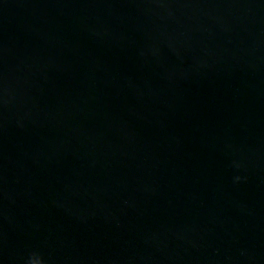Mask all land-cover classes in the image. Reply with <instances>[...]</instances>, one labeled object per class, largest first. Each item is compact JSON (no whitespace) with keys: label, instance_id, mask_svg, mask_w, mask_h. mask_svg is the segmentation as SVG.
Segmentation results:
<instances>
[{"label":"water","instance_id":"obj_1","mask_svg":"<svg viewBox=\"0 0 264 264\" xmlns=\"http://www.w3.org/2000/svg\"><path fill=\"white\" fill-rule=\"evenodd\" d=\"M264 264V0H0V264Z\"/></svg>","mask_w":264,"mask_h":264},{"label":"clouds","instance_id":"obj_2","mask_svg":"<svg viewBox=\"0 0 264 264\" xmlns=\"http://www.w3.org/2000/svg\"><path fill=\"white\" fill-rule=\"evenodd\" d=\"M32 264H40V261L39 260H34V261H32Z\"/></svg>","mask_w":264,"mask_h":264}]
</instances>
